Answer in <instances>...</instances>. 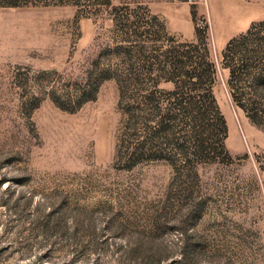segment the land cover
I'll list each match as a JSON object with an SVG mask.
<instances>
[{"label":"rangeland","instance_id":"374dc122","mask_svg":"<svg viewBox=\"0 0 264 264\" xmlns=\"http://www.w3.org/2000/svg\"><path fill=\"white\" fill-rule=\"evenodd\" d=\"M0 264H264V0H0Z\"/></svg>","mask_w":264,"mask_h":264},{"label":"trees","instance_id":"16d2710c","mask_svg":"<svg viewBox=\"0 0 264 264\" xmlns=\"http://www.w3.org/2000/svg\"><path fill=\"white\" fill-rule=\"evenodd\" d=\"M251 31H252V28H249L248 30H247V32H246V34L248 35V33H251ZM235 41L234 40H231L230 42H229V46H227V49L228 48H230V46L232 45V43H234ZM227 52H229V53H235V51H223V53L224 54H226ZM242 57L243 58H239L240 59V61H242V60H246V59H248L247 57H248V51H247V53H246V51H243V53H242ZM207 65H209V64H207ZM243 67H245V66H247V63H244V62H242V64H241ZM198 66V65H197ZM206 70L208 71L209 70V68L207 69L206 68ZM240 71V67H238V68H235V69H233L232 67H229V73L232 75V76H234V74H235V72L236 71ZM195 72H197V75L199 76V77H202V76H204V72L205 71H201V70H199L198 69V67H194V70H193V74L195 73ZM192 75V74H191ZM176 88L173 90V93H176ZM206 96L208 97V99L209 98H213L212 97V95L210 94V91H207V93H206ZM208 103V102H207ZM176 104H178L179 106H182V102H178V103H176ZM196 104V103H195ZM209 104H210V102H209ZM189 105H193V103H190ZM208 105V104H207ZM207 107H209V105L207 106ZM210 107H211V104H210ZM185 107H183V109H184ZM187 108V110H186V113H190L191 114V112H194L193 114V117L194 118H197L198 120H200V121H204L205 119H206V117H207V115L210 113V109L209 110H205V107L204 108H201L200 109V111L199 112H197V111H195L194 109H192V107H186ZM214 114H215V112H214ZM213 114V115H214ZM199 117V118H198ZM167 128V127H166ZM194 128V130L197 132V133H195V135L197 136V142H196V151H197V153L198 154H200V155H202V156H204V154H205V152H207V151H209L210 150V145L208 144V142H207V140H206V137L209 135V132H211V127L204 121L203 123H201V124H197V126H195V127H193ZM167 129H169V127L167 128ZM223 129H225V127L223 128ZM139 153L137 152V151H135L134 152V155H132L133 156V158H137V159H139V158H143V157H140V155H138ZM152 155L150 154H148L146 157H148V158H152L151 157ZM146 157H144V158H146Z\"/></svg>","mask_w":264,"mask_h":264}]
</instances>
